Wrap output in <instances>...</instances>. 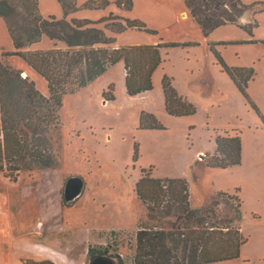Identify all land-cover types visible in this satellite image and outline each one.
I'll return each instance as SVG.
<instances>
[{
	"label": "rangeland",
	"instance_id": "rangeland-1",
	"mask_svg": "<svg viewBox=\"0 0 264 264\" xmlns=\"http://www.w3.org/2000/svg\"><path fill=\"white\" fill-rule=\"evenodd\" d=\"M12 3L19 15L8 17L6 24L15 29L23 14L20 3ZM91 5L104 2L95 0ZM186 12L187 19L194 21L187 7ZM252 18L258 22L252 37L260 42L219 41L223 44L214 47L228 67L254 69L246 88L250 102L217 62L209 43L196 42L201 37L184 24L177 25L182 28L179 31L163 29V41L189 44L163 50V61L152 74L151 91L126 95L124 72L118 63L85 87L64 95L59 111V167L21 170L15 181L0 172V264H22L18 259L24 255L22 251L42 253L45 261L53 263L61 264L60 259L66 256L74 264H88V246L105 250L116 264H133L136 231L142 226L169 229L175 220L172 214L161 216L157 203L168 210L167 203L147 204L136 196L134 184L140 176L148 175L149 169L154 178L185 179L191 208H202L217 191L238 195L245 242L238 258L220 264H264L263 1L248 9L241 21ZM149 21V28L161 25L154 17ZM42 38L41 45L51 46L45 36ZM7 60L25 72L27 66L18 57ZM15 60L18 66L13 65ZM26 75L47 93L42 78L32 71ZM163 75L193 104L194 114H167L161 90ZM103 91L107 97L113 94L114 100L104 102ZM141 112L151 114L163 128H139ZM222 132L238 133L240 165L220 169L199 163L198 159H210L214 135ZM73 175L83 179V191L75 201L64 204V183ZM39 198L48 217L55 208L61 211L59 228H53V221L47 218L50 222L46 220L40 230Z\"/></svg>",
	"mask_w": 264,
	"mask_h": 264
},
{
	"label": "trees",
	"instance_id": "trees-1",
	"mask_svg": "<svg viewBox=\"0 0 264 264\" xmlns=\"http://www.w3.org/2000/svg\"><path fill=\"white\" fill-rule=\"evenodd\" d=\"M12 1L0 0V17L5 22L14 48L13 51L0 52V172L11 181L16 180L21 170L52 171L59 167V111L64 95L85 87L118 62L123 63L126 95L133 97L149 91L153 87L152 74L163 61L161 50L189 44L165 42L159 38L156 44L113 47L115 34L127 29L149 34L158 32L139 19L123 18L112 13L97 20L67 19L69 13L78 10L74 0H58L63 10L60 18L54 15L42 17L36 0H15L20 3L23 15L20 14L22 22L17 23L14 29L6 24L8 17L19 15ZM94 1L88 0L79 8L97 9L102 6H92ZM115 4L124 10L132 8V0H116ZM185 4L204 37L226 24L236 25L252 37L253 30L258 26L255 18L241 21L255 3L246 4L241 0H185ZM43 36L51 42V46L25 50L27 46L38 43ZM244 42L256 43L260 40ZM216 44L223 43H209L210 51L237 90L250 102L246 88L255 75L254 69L228 67L215 50ZM11 56L18 57L30 71L42 78L46 94L38 89L34 79L8 62L7 58ZM161 90L167 114L188 116L195 113L193 104L178 94L167 75L161 78ZM105 94L103 91L104 102L114 100L113 94L109 97ZM139 128L163 127L151 114L141 112ZM214 144L215 150L210 159L205 162L198 159L199 163L220 169L240 165L241 141L238 133H216ZM135 155L134 145L133 158ZM147 172L148 175L140 176L134 184L136 196L147 204L159 201L161 204L167 203L168 210L157 203L162 208L161 216L172 214L175 220L170 223L169 229L142 226L136 231L133 264H217L239 257L245 239L240 226L242 200L238 195L217 191L202 208H191L189 186L185 179L154 178L150 169ZM39 205L43 214V228L40 230H44L47 218L53 221V228H59V209L50 211L51 217H48L40 198ZM98 253L106 251L88 246V258ZM24 264L53 262L25 260Z\"/></svg>",
	"mask_w": 264,
	"mask_h": 264
},
{
	"label": "crops",
	"instance_id": "crops-1",
	"mask_svg": "<svg viewBox=\"0 0 264 264\" xmlns=\"http://www.w3.org/2000/svg\"><path fill=\"white\" fill-rule=\"evenodd\" d=\"M36 1H37L38 12L42 17L54 15L55 17L60 18L63 16V10L58 0H36ZM74 1L78 7V10L69 13L66 17L67 19L88 18L92 20H97L103 16L108 15L109 13H112L113 15H117L123 18L139 19L142 22H144L146 25L150 23L149 19H152V17H154L155 21L161 24L160 27H157V26H154L155 28L151 27L152 29L157 30L158 34H149L146 32L135 30V29H127L119 34H115V42L112 44L113 47H120V46H126V45L156 44L157 42H159V38H162V40H164V38L162 37L164 33L163 32L164 28H168L167 32H169V30L171 29L175 31H179L182 28L180 29L179 26L177 25H180V24H184L185 29H189L192 31L196 30L197 35H199V37L201 38L198 39L199 38L198 37L197 38L198 41L197 40L195 41L199 43H202L204 41L206 43H217L219 41L230 42V41H246L249 39H254L253 37L248 36L245 32L244 33L246 34V36H243V33H242L243 30L233 24H226V25L220 26L216 28L215 30H213L212 32H210L206 37H204L201 34V31L198 25L195 23V21H192L191 19H187L188 17H187V12H186L185 0H141V1L132 0V8L130 10H124V9L118 8L115 4L116 0H106L108 3L100 6L97 9L79 8L81 5H83L88 0H74ZM241 1L246 4L262 2V1L264 2V0H241ZM139 3L141 7L140 10H138ZM107 33L112 34L110 32H107ZM43 41H44L43 38H41V40L38 43H35V44L33 43L27 46L25 50L48 48L49 45L48 46L41 45ZM189 41H193V40H189ZM13 50H14L13 42L7 31L4 20L0 17V52L13 51ZM163 50H166V49H162L161 53L164 52ZM118 63H120L123 68V63L122 62H118ZM15 64H16V60L13 61V65ZM16 66L18 65L16 64ZM23 70H25V72H23V74L25 75L26 73L30 71V69L27 67L26 69L23 68ZM123 72H124V69H123ZM110 84L111 82L107 86H109ZM123 88L125 91L124 85H123ZM176 88L177 87H175V89ZM176 90L178 94L183 97V94H181L178 91V89ZM149 91H145V92H149ZM162 98H163V95H162ZM214 150H215V144H214ZM189 200H190V194H189ZM39 212L41 214V211ZM60 216H61V211H60ZM41 217L43 218V214H41ZM38 232H40V230ZM22 253L24 255H19L20 258H18L20 261L22 259L21 261L22 264H24L23 260L38 262L46 258L42 256V253H38V252L22 251ZM60 262L61 264H74L66 256H63ZM56 263L57 262L54 261L53 264H56ZM217 264H220V263H217Z\"/></svg>",
	"mask_w": 264,
	"mask_h": 264
},
{
	"label": "water",
	"instance_id": "water-1",
	"mask_svg": "<svg viewBox=\"0 0 264 264\" xmlns=\"http://www.w3.org/2000/svg\"><path fill=\"white\" fill-rule=\"evenodd\" d=\"M83 179L78 175L69 176L64 183L63 198L65 203L75 201L82 194ZM88 264H116V259L107 254H96L88 258Z\"/></svg>",
	"mask_w": 264,
	"mask_h": 264
},
{
	"label": "built area",
	"instance_id": "built-area-1",
	"mask_svg": "<svg viewBox=\"0 0 264 264\" xmlns=\"http://www.w3.org/2000/svg\"><path fill=\"white\" fill-rule=\"evenodd\" d=\"M203 154L201 153L199 156H202ZM199 156H198V158H199Z\"/></svg>",
	"mask_w": 264,
	"mask_h": 264
},
{
	"label": "flooded vegetation",
	"instance_id": "flooded-vegetation-1",
	"mask_svg": "<svg viewBox=\"0 0 264 264\" xmlns=\"http://www.w3.org/2000/svg\"><path fill=\"white\" fill-rule=\"evenodd\" d=\"M98 254H105V253H98ZM94 255H96V254H94Z\"/></svg>",
	"mask_w": 264,
	"mask_h": 264
},
{
	"label": "bare ground",
	"instance_id": "bare-ground-1",
	"mask_svg": "<svg viewBox=\"0 0 264 264\" xmlns=\"http://www.w3.org/2000/svg\"><path fill=\"white\" fill-rule=\"evenodd\" d=\"M60 257V256H59ZM60 259V258H59ZM61 260V259H60Z\"/></svg>",
	"mask_w": 264,
	"mask_h": 264
}]
</instances>
